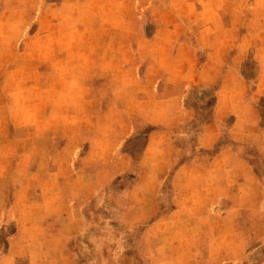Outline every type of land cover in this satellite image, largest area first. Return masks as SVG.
Here are the masks:
<instances>
[{"label": "rangeland", "instance_id": "obj_1", "mask_svg": "<svg viewBox=\"0 0 264 264\" xmlns=\"http://www.w3.org/2000/svg\"><path fill=\"white\" fill-rule=\"evenodd\" d=\"M222 149L254 176L237 236L262 264L264 0H0V264H157L174 227L146 229Z\"/></svg>", "mask_w": 264, "mask_h": 264}, {"label": "crops", "instance_id": "obj_2", "mask_svg": "<svg viewBox=\"0 0 264 264\" xmlns=\"http://www.w3.org/2000/svg\"><path fill=\"white\" fill-rule=\"evenodd\" d=\"M205 29L207 28L203 30ZM208 29L211 27L209 26ZM156 30L157 32L170 33L176 31L177 26L163 23L158 25ZM160 42H166V39ZM161 59L164 60V63L170 62L168 58ZM163 136L164 134L159 131L153 133L150 136V145L152 147L161 145L162 142L159 139ZM203 147L206 146L203 145ZM167 152L168 155H163V158L170 157V151L167 150ZM231 158L239 166L240 160L237 155L227 149H222L211 161L210 168L200 167L199 175L203 181L195 185L177 184L180 194L176 198V209L162 218V224L157 221L146 229V235H150L152 241H155L162 225H169L172 222L171 225L174 227L175 239L167 247L168 250L161 248L163 247L161 243L155 241L152 248V261H157V264H200L198 256H201V259L203 257L202 264H243L242 255L247 248L245 242L239 240L237 236L238 224L243 210L254 212L253 210L257 207L258 189L251 172L247 173L248 181L243 177V174L242 177L239 176L241 169L235 167V162L226 173L222 171L221 164H225ZM215 164L216 168L212 169ZM185 169L187 168L181 170ZM143 199L145 202L141 205L151 207L155 205V195L152 190L151 193H145ZM214 206L222 209H217L215 214H210L209 208ZM166 220L171 221L165 222ZM193 223L195 225L192 226ZM191 227L195 233H191ZM188 230L190 231L188 232ZM58 237L57 249L64 255L67 253L65 246L69 236L61 234ZM249 252L247 250V253ZM169 255L177 256L175 261H169L166 258L164 260L167 261L162 262V258Z\"/></svg>", "mask_w": 264, "mask_h": 264}]
</instances>
